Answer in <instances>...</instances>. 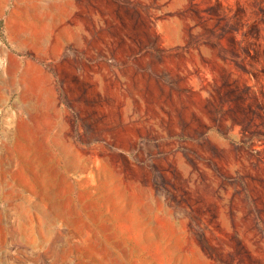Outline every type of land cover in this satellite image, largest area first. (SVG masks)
<instances>
[{"label": "rangeland", "instance_id": "obj_1", "mask_svg": "<svg viewBox=\"0 0 264 264\" xmlns=\"http://www.w3.org/2000/svg\"><path fill=\"white\" fill-rule=\"evenodd\" d=\"M0 264H264V0H0Z\"/></svg>", "mask_w": 264, "mask_h": 264}]
</instances>
